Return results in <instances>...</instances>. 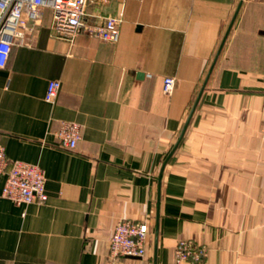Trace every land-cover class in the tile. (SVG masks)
Listing matches in <instances>:
<instances>
[{
    "label": "crops",
    "instance_id": "crops-1",
    "mask_svg": "<svg viewBox=\"0 0 264 264\" xmlns=\"http://www.w3.org/2000/svg\"><path fill=\"white\" fill-rule=\"evenodd\" d=\"M240 1H92V25L123 14L118 42L59 37L43 9L0 67V142L45 170L48 200L18 205L0 176V264H173L181 239L206 246L199 264H264V0H243L159 179ZM64 120L82 127L73 150ZM121 219L148 222L145 255L111 256Z\"/></svg>",
    "mask_w": 264,
    "mask_h": 264
},
{
    "label": "built area",
    "instance_id": "built-area-1",
    "mask_svg": "<svg viewBox=\"0 0 264 264\" xmlns=\"http://www.w3.org/2000/svg\"><path fill=\"white\" fill-rule=\"evenodd\" d=\"M94 0H0V67L6 66L15 44L25 42L26 32L33 29L46 7L52 10L51 27L63 38L73 40L86 32L107 42H118L121 35L120 23L123 14L105 16L100 24L88 22V8ZM107 1V0H97ZM176 78L166 76L163 89L167 94L174 91ZM61 82L51 79L48 82L45 99L56 101ZM59 144L73 150L82 138V127L78 122L64 120L57 130ZM5 175L3 195L14 203H44L48 200L46 172L38 164L12 160L7 155L6 146L0 142V176ZM150 226L147 221L121 219L115 225L111 240L110 254L113 257L143 256L147 252ZM207 253L205 245H198L191 239H181L175 246V261L181 264L190 261L201 263Z\"/></svg>",
    "mask_w": 264,
    "mask_h": 264
},
{
    "label": "water",
    "instance_id": "water-1",
    "mask_svg": "<svg viewBox=\"0 0 264 264\" xmlns=\"http://www.w3.org/2000/svg\"><path fill=\"white\" fill-rule=\"evenodd\" d=\"M242 4H243V0L240 1L239 5H238V7H237V9H236V11H235V13H234L231 21H230V24H229V26L227 28V31H226V33L224 35V38H223L222 42H221V45H220V47H219V49H218V51H217V53L215 55V58H214L211 66H210V68H209V70L207 72L206 78H205V80L203 82V85L201 86V88L199 90V93H198V95L196 97V100H195V102H194V104L192 106V109H191V111H190V113L188 115V118H187V120H186V122L184 124V127H183V129L181 131V134H180L178 140L176 141L175 145L173 146V148L171 149V151L169 152L167 158L165 159V161L163 163V166H162L161 172H160V177H159L160 182L162 180V175H163L164 169H165L168 161L170 160V158L172 157V155L174 154V152L176 151V149L180 145V143H181V141H182V139H183V137H184V135L186 133V130H187V128H188V126H189V124L191 122V119H192V117L194 115V112L196 110V107H197V105H198V103H199V101L201 99V96H202L204 90L206 89L207 83H208V81H209V79H210V77L212 75V72L214 70V67L216 65V62H217V60H218V58H219V56H220V54L222 52V49H223V47H224V45L226 43V40H227V38H228L231 30H232V27H233V25H234L237 17H238V14L240 12V9H241ZM158 225H159V214L157 215L156 243H155V252L156 253L155 254H157V247H158Z\"/></svg>",
    "mask_w": 264,
    "mask_h": 264
}]
</instances>
